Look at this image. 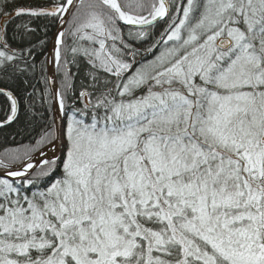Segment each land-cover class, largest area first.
<instances>
[{
    "label": "snow or ice",
    "instance_id": "6c2138e0",
    "mask_svg": "<svg viewBox=\"0 0 264 264\" xmlns=\"http://www.w3.org/2000/svg\"><path fill=\"white\" fill-rule=\"evenodd\" d=\"M84 8L0 0V127L37 70L53 105L0 159V264H264V0Z\"/></svg>",
    "mask_w": 264,
    "mask_h": 264
},
{
    "label": "trees",
    "instance_id": "16d2710c",
    "mask_svg": "<svg viewBox=\"0 0 264 264\" xmlns=\"http://www.w3.org/2000/svg\"><path fill=\"white\" fill-rule=\"evenodd\" d=\"M132 1L134 3V0ZM118 2L121 3L122 5L131 4L130 0H118ZM20 3L25 6L27 5L35 6L37 4L46 3V0H20ZM87 3H89V0H84V5H85L84 10H86ZM69 19H71V17ZM24 20L26 22L27 17H25ZM17 22H21V21H17ZM44 23L45 22L42 20H36L31 25L33 27L36 25H40V28L38 29V35L42 39L44 38V29H43ZM54 27L55 25H50L47 29V39H46V45L44 47V55H40L37 57L38 65L40 61L46 58L48 41ZM165 27L166 25H164L163 21H161L160 24L156 26L154 31H156L157 38L159 37V33L162 32ZM125 30L127 31V28ZM137 45H139V42H137ZM144 46L147 47L148 45L145 44ZM84 71L85 69L82 66L79 71V74H77L74 79V86L77 95L81 90L82 84L86 83L84 79ZM72 72L77 73V69L73 67ZM45 75H46V71H45ZM56 77L59 88L63 77L62 74L58 73L57 71H56ZM42 81L43 78L40 76L39 70H37L35 78L31 79L30 81L33 87L25 88V86L18 81L11 85L14 89H16L17 94L23 97H26L28 94L32 93L33 90H35L36 93L35 104L31 114L26 115L24 111H21L17 120H14L11 124H4L2 127H0V159L5 160V157L8 156L9 153H14V152L23 153L25 146L35 143V140L39 138L38 134L41 131L40 125L51 122L50 119H46L48 114L45 112V109L51 108L50 96H48L46 102L42 103L41 101V90L44 89L45 87ZM25 103H27V101H25ZM7 110H8V106L5 103V97H0V120L5 119Z\"/></svg>",
    "mask_w": 264,
    "mask_h": 264
},
{
    "label": "water",
    "instance_id": "95a60500",
    "mask_svg": "<svg viewBox=\"0 0 264 264\" xmlns=\"http://www.w3.org/2000/svg\"><path fill=\"white\" fill-rule=\"evenodd\" d=\"M76 2L78 4L79 0H76ZM67 18L69 19V17H67ZM56 30H57V26L55 25V27H54V29H53V31L51 33V36L49 38L48 45H47V50H46V57L48 59V62L46 64V76H53L54 75L55 78H56V70H55L56 67H55L54 63H52V58H53L54 54L52 53L51 50H52L53 44H54V42H53V33H55ZM56 82H57V80H56ZM57 87H58V85H57ZM49 91H50V89H49ZM50 106H51V108L53 107L52 102H51V97H50ZM57 154L59 155V153H57Z\"/></svg>",
    "mask_w": 264,
    "mask_h": 264
},
{
    "label": "rangeland",
    "instance_id": "374dc122",
    "mask_svg": "<svg viewBox=\"0 0 264 264\" xmlns=\"http://www.w3.org/2000/svg\"><path fill=\"white\" fill-rule=\"evenodd\" d=\"M149 2H150V0H149ZM130 3H133V1L130 0ZM150 59H151V57H150ZM150 59H149V60H150ZM5 162H8V161H7V156L5 157Z\"/></svg>",
    "mask_w": 264,
    "mask_h": 264
},
{
    "label": "bare ground",
    "instance_id": "6f19581e",
    "mask_svg": "<svg viewBox=\"0 0 264 264\" xmlns=\"http://www.w3.org/2000/svg\"><path fill=\"white\" fill-rule=\"evenodd\" d=\"M150 57H151V56L149 55V56L147 57V59H150ZM151 58H152V57H151Z\"/></svg>",
    "mask_w": 264,
    "mask_h": 264
}]
</instances>
